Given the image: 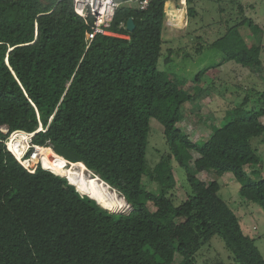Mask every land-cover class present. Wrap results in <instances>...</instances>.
Instances as JSON below:
<instances>
[{
	"label": "trees",
	"instance_id": "obj_1",
	"mask_svg": "<svg viewBox=\"0 0 264 264\" xmlns=\"http://www.w3.org/2000/svg\"><path fill=\"white\" fill-rule=\"evenodd\" d=\"M73 1L0 0V264H175L177 254L179 264H196L214 235L239 264H264L256 239L219 193V179L231 172L242 197L264 213V157L253 144L264 134V92L255 91L261 107L247 109L246 96L208 138L192 140L179 123L183 105L204 91L199 80L206 70L186 87L182 77L159 68L169 43L167 0H151L144 10L122 4L110 26L114 34L99 33L90 43V26ZM239 6L240 19L205 46L199 40L197 49L216 48L224 61L260 74V52L248 44L260 27ZM131 17L132 32L120 26ZM173 53L168 47L165 61ZM152 118L164 127L167 149L149 166ZM16 130L37 131L33 144L52 147L63 169L83 162L131 210L102 207L40 164L30 172L4 144ZM175 162L187 174L185 199L173 190ZM204 171L212 180L198 177Z\"/></svg>",
	"mask_w": 264,
	"mask_h": 264
},
{
	"label": "rangeland",
	"instance_id": "obj_2",
	"mask_svg": "<svg viewBox=\"0 0 264 264\" xmlns=\"http://www.w3.org/2000/svg\"><path fill=\"white\" fill-rule=\"evenodd\" d=\"M171 0L172 9L178 10L180 6ZM126 6H135V3H125ZM177 5V6H176ZM243 6L244 15L254 20L260 30L249 39V47L260 52L263 70L260 74H253L233 60H225L224 54L216 49L204 47L198 51V41L203 39L201 45L205 46L207 40L222 36L226 29L240 19V6ZM175 6L177 8H175ZM187 2L186 7L180 9L183 16L178 24H183L179 29L165 26L163 36L169 40L165 46V54L159 61V68L168 73V76H179L185 81V86H192L198 72L206 70L201 80L203 92L197 93L191 101L183 105L184 119L179 127L192 140L206 139L212 133V126L222 121L226 111L237 106L246 96H249L247 109L261 107L259 96L255 91L264 92V0H194L192 9ZM240 15V16H239ZM186 22H185V19ZM246 28L249 27L246 25ZM198 35L202 37L198 39ZM127 37L125 35H121ZM168 47H173L174 53L170 60ZM194 86V85H193ZM207 87V89L205 88ZM195 93V92H193ZM264 122V117L262 118ZM163 125L155 118L151 119V131L147 149V164L154 166L167 149L163 134ZM4 132L7 129L3 128ZM254 147L264 157V134L253 139ZM185 156L193 160L196 155L185 152ZM30 158V157H29ZM54 157L49 164L59 165L54 162ZM43 164L42 161L39 160ZM30 164H37L36 162ZM44 166V165H43ZM251 172L252 168L247 167ZM176 186L173 189L177 199H185L188 190L187 174L176 162L174 163ZM200 179L212 180V176L204 171L198 173ZM148 186H153L148 177H144ZM220 195L235 210L240 218L244 231L256 239V245L264 256V213L262 208L255 203L247 202L239 192L241 183L233 173L226 172L220 179ZM131 206L124 212H129ZM181 257L176 255L175 264H179ZM196 264H239L227 249L224 240L219 235H214L196 254Z\"/></svg>",
	"mask_w": 264,
	"mask_h": 264
},
{
	"label": "built area",
	"instance_id": "obj_3",
	"mask_svg": "<svg viewBox=\"0 0 264 264\" xmlns=\"http://www.w3.org/2000/svg\"><path fill=\"white\" fill-rule=\"evenodd\" d=\"M151 0H74V10L78 15H80L86 22L87 25L90 26V30L86 33V38L88 42L90 43L97 34H114L112 31H110V26L113 22L116 10L125 3H135L137 7L144 10L148 7ZM188 0H176V4L180 6L179 9H183L186 7ZM177 6V5H176ZM175 6V8H177ZM172 9L171 0H167L165 3V12H166V20H165V26L172 29H179L182 24H178V19L175 18L174 15L170 16V11ZM185 19V17H184ZM186 22V19H185ZM121 27L127 29V23L122 22ZM127 36V35H125ZM128 37V36H127ZM19 130L13 131L10 133L9 137L4 141V144L8 151H10L15 158L20 161V163L26 167L30 172H34L36 167L41 162H38L37 164H29L26 165L21 159H27L30 157L32 159L33 155L35 154L34 151L37 150L36 144H33L32 139L34 136L33 133H28L30 136L28 140V147L25 149L24 153L19 158L16 154V152L9 146L8 139L12 137L14 133H17ZM33 163V162H32Z\"/></svg>",
	"mask_w": 264,
	"mask_h": 264
},
{
	"label": "bare ground",
	"instance_id": "obj_4",
	"mask_svg": "<svg viewBox=\"0 0 264 264\" xmlns=\"http://www.w3.org/2000/svg\"><path fill=\"white\" fill-rule=\"evenodd\" d=\"M181 16H183L181 12L175 16V18L178 19L177 21L180 20ZM30 136L31 135H29L28 132L19 130L8 139L9 146L16 152L19 158H21L20 156L28 147L27 142ZM34 152L35 154L32 159H21L24 164L29 165L31 161L38 163L40 160L43 162L44 167H47L49 170L57 174H61L71 182H74L79 187V190L93 194L94 197L97 196L104 206L117 211H123L129 208V203L118 190L112 189V187L108 186L94 175H89L84 164H72L68 169H63L59 165H56L51 169L48 162L52 160V156L55 158V163L59 161V155L53 150V148L38 145L37 150ZM64 161L68 164L71 163L66 159H64Z\"/></svg>",
	"mask_w": 264,
	"mask_h": 264
},
{
	"label": "water",
	"instance_id": "obj_5",
	"mask_svg": "<svg viewBox=\"0 0 264 264\" xmlns=\"http://www.w3.org/2000/svg\"><path fill=\"white\" fill-rule=\"evenodd\" d=\"M136 28V24H135V22H134V19L131 17V18H129L128 19V21H127V30H129L130 32H132V31H134V29ZM42 129V126H40V128H39V130H37V131H40ZM36 131V132H37ZM36 132H34V135H35V133ZM70 162V161H69ZM72 163V162H71ZM73 164H75V165H80V164H84L83 162H73ZM85 165V164H84ZM42 166H43V164H42ZM86 166V165H85ZM44 167V166H43ZM86 169H87V172H88V174L90 175V174H92V175H94L96 178H99L102 182H104V183H106L108 186H110V187H112L109 183H107L106 181H104L101 177H100V175L99 174H96V173H94L92 170H90V169H88L87 168V166H86ZM59 175H61V174H59ZM61 176H63V175H61ZM64 177V176H63ZM66 178V177H65ZM67 179V178H66ZM68 181H69V183H71L72 185H74L75 186V188H76V190L81 194V195H86V196H88V197H90L91 199H93V200H95L99 205H101L102 207H104V208H106V209H108V210H110V211H112V212H117V213H119V212H124V211H117V210H114V209H112V208H109V207H106V206H104L102 203H101V201L99 200V198L96 196V197H94L93 196V194H89V193H86V192H84V191H82V190H79V187L74 183V182H71L69 179H67ZM112 189H114V190H116L115 188H113L112 187ZM120 193V192H119ZM121 194V193H120ZM123 196V195H122ZM124 197V196H123ZM130 205V204H129Z\"/></svg>",
	"mask_w": 264,
	"mask_h": 264
},
{
	"label": "crops",
	"instance_id": "obj_6",
	"mask_svg": "<svg viewBox=\"0 0 264 264\" xmlns=\"http://www.w3.org/2000/svg\"><path fill=\"white\" fill-rule=\"evenodd\" d=\"M171 16V15H170Z\"/></svg>",
	"mask_w": 264,
	"mask_h": 264
}]
</instances>
